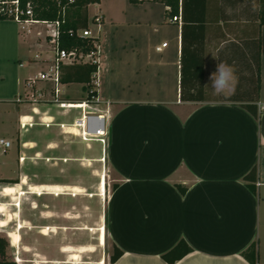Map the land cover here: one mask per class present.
I'll use <instances>...</instances> for the list:
<instances>
[{
  "label": "crops",
  "instance_id": "crops-1",
  "mask_svg": "<svg viewBox=\"0 0 264 264\" xmlns=\"http://www.w3.org/2000/svg\"><path fill=\"white\" fill-rule=\"evenodd\" d=\"M197 1L186 14L201 20L183 21L179 1L180 22L153 0L87 6L89 18L102 17L96 30L88 26L98 49L95 109L108 116L103 149L79 140L72 124L81 115L75 103L87 97L84 84L39 77L53 64L44 24L0 19V138L11 143L0 145V192L26 182L16 195L20 208L0 195L18 216L0 227H16V264H170L161 254L180 240L192 250L172 264H250L241 252L253 241L264 263L258 0ZM111 23L118 33H101ZM219 62L235 68L233 94H216L208 83ZM250 99L259 120L240 106ZM102 157L115 176L108 182L101 171L94 188ZM254 166L255 193L243 180ZM114 245L123 254L111 263Z\"/></svg>",
  "mask_w": 264,
  "mask_h": 264
},
{
  "label": "trees",
  "instance_id": "trees-1",
  "mask_svg": "<svg viewBox=\"0 0 264 264\" xmlns=\"http://www.w3.org/2000/svg\"><path fill=\"white\" fill-rule=\"evenodd\" d=\"M156 2H161L165 5H169L170 11L169 15H175L178 12L179 1H181L182 10V20L183 21H198L197 17H188L186 10L196 8L197 0H153ZM21 6H25L26 3H30L33 11V18L39 21L54 22L58 21V46L67 51L77 50L84 53L89 52L93 46L92 41L97 40L95 37H85L78 33V31L87 28L89 23V16L87 11V6L93 3H99L100 0H19ZM129 2L136 4L140 0H129ZM257 18L259 19V25H264V0H258V12ZM0 19H11L8 17L0 16ZM257 69L259 71V61L257 63ZM60 82L61 83H82L84 84L85 91L87 92V97L95 91H90V81L91 74L97 71L96 64L89 62L73 63V64H60ZM259 83V82H258ZM259 88V84L257 85ZM86 97V98H87ZM181 98L195 100L194 97H185L181 94ZM256 99H250L249 102L240 103V106L248 111L255 120H259V111L257 106L253 103ZM246 186L255 193V187L253 182L256 180V168L255 166L243 176ZM3 182H16L11 180H1ZM26 183L21 181L19 184L4 185L1 188L0 195L3 197H9L15 202L12 206L17 209L20 208V200L17 199L16 195L22 196L25 192L21 188V184ZM116 184L113 188H116ZM180 193L184 194L186 188L181 185H176ZM36 190V188H31ZM9 203L0 201V227L4 228L8 224L17 218V214H11L7 210ZM16 229V227H15ZM15 229L9 230L6 235L9 239L0 235V264H16L14 259L11 257L8 246L9 243L16 247L15 241ZM192 248L184 241H178L172 248L161 254V258L166 262L172 264L179 260L186 254H188ZM123 251L116 245L113 246L112 253L109 257L111 263L115 262L121 255ZM241 255L250 264H264L258 259L257 244L255 241L251 242L246 249L241 252ZM17 261L21 262L20 259Z\"/></svg>",
  "mask_w": 264,
  "mask_h": 264
},
{
  "label": "built area",
  "instance_id": "built-area-1",
  "mask_svg": "<svg viewBox=\"0 0 264 264\" xmlns=\"http://www.w3.org/2000/svg\"><path fill=\"white\" fill-rule=\"evenodd\" d=\"M0 16L8 17L19 24L24 28L26 25L32 22H41L44 24V27L47 31V38L49 44L52 46L53 50V64L51 66L50 72L48 73H39V77L41 79H49L52 80L55 84L60 83V64H73V63H82L89 62L98 65V49L97 42L95 40L92 41L93 48L84 53L82 51L73 50H65L58 46V26L59 22H47V21H39L33 18L32 6L28 2L25 6H21L19 0H0ZM92 23L96 26H100L102 21V17L100 15H95L91 19ZM170 21H181V17L178 14L173 15ZM78 33L85 37H93L91 35V30L89 26L84 28ZM167 42H164L162 46H166ZM97 72V71H96ZM96 72L91 74L90 81V91H95L98 86V79L96 77ZM55 92H58V89H55ZM55 100L58 101V98L55 97ZM98 103V98L96 93H92L83 101L77 102L75 104H81L82 106L77 109L81 110V115L74 119L73 126L78 129V135L82 137V140H92L91 137L97 138V140L104 144L106 143V127H107V114L99 113L95 109V104ZM73 103H63L60 102L61 106L69 105ZM259 109H264V105H258ZM76 108V107H75ZM96 135V136H93ZM10 141L0 138V145L8 148L10 146Z\"/></svg>",
  "mask_w": 264,
  "mask_h": 264
},
{
  "label": "rangeland",
  "instance_id": "rangeland-1",
  "mask_svg": "<svg viewBox=\"0 0 264 264\" xmlns=\"http://www.w3.org/2000/svg\"><path fill=\"white\" fill-rule=\"evenodd\" d=\"M109 0H105V2H108ZM116 3L117 4H120L121 2H119V0H116ZM116 4V5H117ZM111 6H114V5H111ZM155 11H157L158 12V10H160L161 9V7L160 6H156L155 8ZM95 12H97V9L95 8V7H93V8H91V10H90V15L92 16L93 15V13H95ZM90 16V17H91ZM89 21H90V28L94 31V30H96V25L94 24V23H92V21H91V18H89ZM44 26V25H43ZM40 27H38V29H39ZM105 30H107V32H110V33H115V34H117L118 32L117 31H119L120 30V27H118V24H116V23H111L110 24V26L109 25H107V26H104L103 27V29H102V32L101 33H103ZM49 43H47V45H48ZM70 90H72V91H75V90H77L78 89V86H71L70 88H69ZM1 134H2V132H1V130H0V136H1ZM78 138H79V140H82V137L81 136H78ZM92 138V140H88V141H94L95 143H99V144H101L98 140H97V138H95V137H91ZM86 141V140H85ZM16 144V143H15ZM102 145V149H103V147H104V144H101ZM103 152V151H102ZM103 156V155H102ZM105 170H106V172H107V181L109 182L110 180H111V178H113L115 175H113V173H112V171H111V168L109 167V164H108V161H107V159L105 160V158L104 157H102V161L101 162H96V164H95V167H94V188L96 187V184H97V182H98V179H99V173L102 171V172H105ZM101 176H102V174H101ZM100 181H101V177H100ZM99 189H100V182H99ZM100 195H101V193H100ZM105 196V195H104ZM2 200H8V197H2L1 198ZM99 231V230H98ZM100 233V232H99ZM0 235H2V236H5L7 239H8V237H7V235H6V233L5 232H1L0 231ZM100 238H101V235H100ZM8 242H9V240H8ZM110 247V254L112 253V250H113V247L112 246H109ZM8 251H9V253H10V255H11V257L14 259V261H15V259H18V257L17 256H14V254H13V249L11 248V246H10V243H9V246H8ZM16 262V261H15Z\"/></svg>",
  "mask_w": 264,
  "mask_h": 264
},
{
  "label": "clouds",
  "instance_id": "clouds-1",
  "mask_svg": "<svg viewBox=\"0 0 264 264\" xmlns=\"http://www.w3.org/2000/svg\"><path fill=\"white\" fill-rule=\"evenodd\" d=\"M208 83L216 94H233L238 83L235 68L224 62L217 63L215 71L209 74ZM226 83L229 85L227 90L224 88Z\"/></svg>",
  "mask_w": 264,
  "mask_h": 264
}]
</instances>
